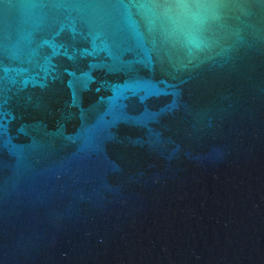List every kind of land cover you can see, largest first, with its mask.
<instances>
[{
	"label": "water",
	"instance_id": "obj_1",
	"mask_svg": "<svg viewBox=\"0 0 264 264\" xmlns=\"http://www.w3.org/2000/svg\"><path fill=\"white\" fill-rule=\"evenodd\" d=\"M0 264H264V0H0Z\"/></svg>",
	"mask_w": 264,
	"mask_h": 264
}]
</instances>
